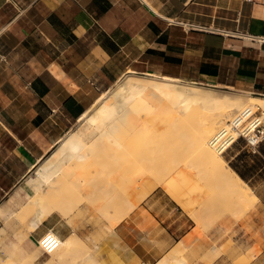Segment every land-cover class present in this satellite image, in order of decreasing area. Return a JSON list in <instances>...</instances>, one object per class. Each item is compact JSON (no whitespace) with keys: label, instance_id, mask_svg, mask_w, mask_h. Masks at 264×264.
<instances>
[{"label":"crops","instance_id":"1","mask_svg":"<svg viewBox=\"0 0 264 264\" xmlns=\"http://www.w3.org/2000/svg\"><path fill=\"white\" fill-rule=\"evenodd\" d=\"M133 72L264 97V0H0V208L102 93ZM245 143L231 166L264 201L256 182L264 143ZM133 212L107 235L90 214H73L71 224L55 212L30 233L0 212V264L23 262L52 229L83 239L75 257L97 245L100 264H157L193 229L160 189ZM37 263L58 264L47 252ZM252 264H264V251Z\"/></svg>","mask_w":264,"mask_h":264},{"label":"bare ground","instance_id":"2","mask_svg":"<svg viewBox=\"0 0 264 264\" xmlns=\"http://www.w3.org/2000/svg\"><path fill=\"white\" fill-rule=\"evenodd\" d=\"M53 70L57 73L58 68L54 67ZM163 75L129 73L117 82L116 85L114 84V87L104 91L95 104L83 113L76 127L60 140L59 145L41 163L39 162V165L36 164L34 166L32 173L27 178V185L34 192L28 193V198H25L26 200L20 208L15 209L11 206V203L6 202L3 208H0V212L10 218L15 215L19 216L22 212L31 213L33 216H31L32 218L28 223L30 233L37 230V227L43 220L55 212H62L68 218L67 222L69 221L71 224L75 223V217L69 214L66 206H62L65 202L59 201L61 196L68 192L67 189H63V186L66 184V181L69 182L71 180L74 182V178L80 179L83 182L82 185H88L87 179L83 178V176L89 170L84 166L83 162H88L90 158H93L94 146L98 140L103 138L117 142L119 148L123 150L122 170L116 174L112 183L116 186L118 183L120 184V188L118 186L120 192H117L115 196H123V202L129 206V210L126 212L119 210L117 214L109 215L111 218L110 222L102 225L104 227L102 232L104 235L115 231L118 224L127 217V214L131 215L132 211L136 209L138 201L141 199L139 198L140 189L146 188L149 185H152L150 191L157 189V186L163 187L178 204L187 206L189 198L194 196L189 190H194L193 185L198 181L196 174L198 168L196 166L191 167V165H195L194 162H191L190 166L173 167V171L170 170V172L158 173V171H154L153 176L152 173H149L146 168L140 165V150L137 148L138 141L144 133H157L152 125V117L160 112L170 115V122L168 124L173 136L182 134V137L185 139H183V143L187 144L189 149L192 148L194 157L199 162H202L209 172H212L211 177L217 180L226 192L229 193L227 197L229 199L226 201L233 204L232 210L243 213L249 209H255L257 202L260 200L258 195L241 177L238 171L233 166L227 164L224 155L225 151H221L212 144V139L219 131L228 127L230 121L245 111L246 108L264 110V97L247 91L223 90L196 82H186L178 77ZM195 103L203 104L208 110H219L220 113L209 116V120L199 121V123L195 122L193 126L185 124L184 117L188 113L187 109ZM237 137V134H235V140ZM76 161L83 164L74 166ZM188 175L191 181L184 180L188 178ZM84 187H80V191L83 192L82 195L85 194L88 197V189H84ZM23 189L24 187L17 191V194L21 197H24ZM72 193L70 194L72 195ZM112 197L113 195H111ZM136 222H140L139 219ZM145 223L148 222L145 221ZM145 225L147 226V224ZM194 230L178 241L177 250L180 253L186 248L193 250L196 248V241L203 236V223L200 222ZM56 231L53 229L48 231L59 239V247L49 254L56 258L58 264H63L67 256L74 255V251L80 247V239L76 233L68 238H62L58 235V231ZM104 232L108 233L105 234ZM107 237L109 238L110 236L108 235ZM40 240L39 244L41 246ZM83 243L81 242V245ZM42 249L45 250L43 246ZM92 249H87L85 252L81 251V253H84L76 259H85V261L79 260L82 263L85 262L84 264H100L99 259L95 260V250L93 252ZM179 252L161 261L160 264H191L181 257ZM220 255V245L213 243L209 251L199 260L198 264H213ZM3 264L16 263L8 259ZM22 264H32V262L26 260ZM143 264L146 263L144 262Z\"/></svg>","mask_w":264,"mask_h":264},{"label":"rangeland","instance_id":"3","mask_svg":"<svg viewBox=\"0 0 264 264\" xmlns=\"http://www.w3.org/2000/svg\"><path fill=\"white\" fill-rule=\"evenodd\" d=\"M187 111L188 113L184 117V122L190 126H193L195 122L199 123V121L209 120V116L218 115L220 113L219 110H208L200 103L190 105ZM262 112L264 114V110H262ZM169 119L170 115L162 112L152 117V125L157 133L151 132L141 135L137 144V148L140 150V165L146 168L149 173H152L153 176L154 171H158V173L170 172V170L173 171V167L190 166L191 162H194L195 165H191V167L196 166L198 168L196 172L198 181L193 185L194 190L190 189V191L188 189L194 196L189 198V204L187 206L178 204L163 187L157 186V189H160V191L164 195H167L173 203L180 206L181 213H183L186 219L192 221V231H195L194 228L198 226L200 222L203 223V236L196 241L197 245L194 250L186 248L181 253L177 250V246L178 241L182 238L178 239V241L175 242L176 245L173 250L157 264H160L161 261L168 259L178 252L181 257L191 264H198L199 260L209 251L213 243L219 244L221 249L220 257L217 258V261L213 264H252L255 258L264 251V201L259 200L255 209H249V212L244 211L246 212H243L244 214L241 211L234 212L232 210L233 204L226 201L229 199H227L229 193L226 192L224 187L217 180L211 177L212 172H209V170L204 167V164L194 157L192 148L189 149L188 145L183 143L184 137H182V134L173 136L172 130H170L168 124L170 122ZM240 145H246L244 139H241L239 144H235L224 154L228 165L231 166L234 165V163L236 165V161L231 160V155L242 149ZM234 148H236V150H233ZM93 151V158H90L88 162H83L84 166L89 170V172L83 176V178L87 179L88 185H82L83 182L78 178H74V182L71 180L69 182L66 181L63 189H67L68 192L63 194L59 201L65 202L62 206L67 207V211L72 217H74V214L78 219H83L90 214L92 218L97 220L98 224L101 223L103 225L110 222L111 218L109 215L117 214L119 210L125 212L129 210V206L122 200L123 196H115L117 192H120V184L118 183L116 186L112 183L116 174L122 170L121 162L123 160V150L119 148L117 142L108 138H103L97 141ZM248 159L251 158L248 157L247 160ZM83 163H78L76 161L74 166H79V164ZM149 176L153 178L150 174ZM184 180L191 181V178L188 175V178ZM256 182L262 184L260 190L264 193V172L261 174V177L257 178ZM151 186L152 185H149L146 188L140 189L139 198L141 199L138 201L137 207H139L143 200L147 199L157 190L150 191ZM80 187L88 189V197L87 195L85 196V194L82 195L83 192L80 191ZM251 188L255 192L254 187L251 186ZM198 189H200V191H198ZM24 190V197L16 193L12 198L11 206L13 208H20L28 198V193L34 192V190L28 186ZM70 193H72V195ZM111 195H113L112 198ZM82 204H89L94 209L81 210L80 207ZM20 215L12 216L11 219L7 216L3 217H6L8 221L10 219L15 222L18 228H24L28 225L33 215L28 212H22ZM128 216L129 214H127V217ZM37 246L35 251L19 264L24 263L26 260H30L32 264H38L37 261L44 254L45 250L42 249L39 243ZM76 258L77 257L74 255L67 256L63 264L79 260ZM138 263L143 264L144 262L138 260Z\"/></svg>","mask_w":264,"mask_h":264},{"label":"built area","instance_id":"4","mask_svg":"<svg viewBox=\"0 0 264 264\" xmlns=\"http://www.w3.org/2000/svg\"><path fill=\"white\" fill-rule=\"evenodd\" d=\"M235 134L238 136L236 140ZM240 139H244L254 150L264 143V114L261 109L246 108L214 136L212 144L227 153ZM40 242L47 253L59 247V239L49 232L43 235Z\"/></svg>","mask_w":264,"mask_h":264}]
</instances>
